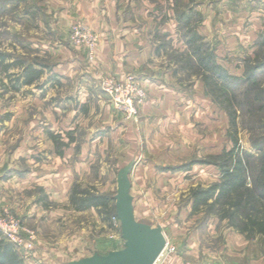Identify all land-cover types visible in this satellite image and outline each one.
Masks as SVG:
<instances>
[{"label": "rangeland", "instance_id": "obj_1", "mask_svg": "<svg viewBox=\"0 0 264 264\" xmlns=\"http://www.w3.org/2000/svg\"><path fill=\"white\" fill-rule=\"evenodd\" d=\"M156 1L151 12L157 21L152 38L156 53L150 63L160 72L170 73L174 83L181 87L182 101L189 114L182 130L151 131L147 135L141 131L139 135L134 131L142 124L140 106L138 119L133 122L126 121L121 111L113 109L124 126L119 136L123 160L138 158L132 174L136 219L161 227L166 240L176 247V252L165 254L158 264L167 261L251 264L264 256V235L248 232L251 230L246 225L250 224V217L246 211L233 208L224 212L220 204L205 206L199 212L193 210L192 189H205L220 181L218 156L231 149L233 143L229 138L227 112L206 94L201 77L184 67L185 63L179 59V52L185 51L187 46L186 28L180 26L178 19L181 11L191 17L192 25L211 43L219 63L232 75L231 85L226 90L238 111L239 136L250 159L252 178L249 182L257 188L253 174L264 160V66H261L264 47L260 46L264 40L261 12L264 4L258 0ZM50 20L43 0H0V147L9 167L4 172L5 177L30 171L26 156L32 164L37 157L47 161L48 156L58 152L52 133L69 140L64 143H69L73 137L76 145L81 146L94 120L106 128L104 132L110 130L109 126L105 127L104 117H68L73 110L83 112L85 104H75L79 95L77 76L64 71L58 79L60 82L53 78L55 68L68 65V60L53 48L57 45L69 48L72 42L48 41L52 38ZM23 63L41 69L46 83L42 85L43 80H39L40 85L37 81L22 86L19 67ZM253 73V80L258 81L255 86V81L250 79ZM90 83L94 97L103 94L100 83ZM90 102L93 106V101ZM25 146L27 154L22 153ZM112 151L118 153L116 147ZM116 164V158L110 160V169L102 178L93 169L81 183L93 184L116 196L119 168ZM34 193L38 195L29 203L35 213L31 219L26 220L20 214L24 206L21 202L17 207L2 204L0 216L8 214L35 232V245L40 241L37 243L40 257L35 259L38 264L79 261L95 253L106 255L123 249L117 210L110 222L104 221L96 210L62 213V204L51 201L44 189L37 188ZM11 200L15 203L13 195Z\"/></svg>", "mask_w": 264, "mask_h": 264}, {"label": "crops", "instance_id": "obj_2", "mask_svg": "<svg viewBox=\"0 0 264 264\" xmlns=\"http://www.w3.org/2000/svg\"><path fill=\"white\" fill-rule=\"evenodd\" d=\"M43 1L46 5V14L51 19L52 38H48V41L71 42V29L77 22L89 25L99 35V43L93 62L88 61V52L85 46H75L71 43L72 46L69 48L61 45L53 48L55 52L59 53V56L63 55L68 60V65L55 68L53 78L56 80L55 82L59 81L60 74H64L66 71L68 75L77 76L79 95L78 102L76 100L75 104L77 106L79 103H83L85 108L83 112H79L77 109L73 110L72 115L70 114L68 117H104V120H106L104 121L106 123L105 127L109 126L110 130L109 132H104L106 128H102V124L100 125L99 121L97 123V120H94V124L87 131L88 137L83 145L77 146V141L72 137L68 146L61 148L62 154L53 152L51 156H48L47 161L41 159L42 157H37L35 161H32L34 165L28 161L26 156V163L31 167L30 171L25 174L17 173L9 177L4 175V172L9 167L6 156L3 154L4 151L0 147V207L4 203L17 207L19 205L18 202H21L24 206L21 207L22 212L20 214L26 220L31 219L35 213L29 208V203L36 200V195L38 194H35L34 191L37 188H41L46 191L51 201L62 204L60 208L62 213L64 211L82 213L96 210L95 208L84 211L74 209L70 203V191L76 183L85 181V178L92 174L93 169L102 178L103 174L108 173L110 160L114 158H116V166L118 165L119 167L116 173L117 189L121 181L126 179L130 184V194L133 197V201H135L132 194V174L134 169H136L138 158L134 156L123 160L124 156L119 152V147H121L119 136L123 134L124 130V126L121 125L122 121L117 119L113 112V109L116 110V108L103 91V94H98L97 97H94L90 82L99 83L100 79L106 75H112L120 79L133 75L142 83L149 96L140 105L142 124L137 125V131H134L135 133L138 132L139 135L141 131L144 132V135H147L151 131L182 130L184 128L183 122L187 123L188 121L189 109L182 101L183 90L178 84L174 83L170 73L165 70L160 72L158 68L150 63L156 53L152 38H154L153 34L157 27V21L153 18L154 14L151 12L155 9L157 1ZM261 12L263 16L264 9ZM19 69L20 76L23 73V67L21 66ZM44 74L35 80V82L38 81L37 85H40L39 80H43L42 85L46 83ZM62 79L64 80L65 78ZM23 80L24 78L22 77L21 85L28 86V84L22 83ZM35 82L29 85H33ZM91 100L93 101V106L91 105ZM89 103L90 106L88 105ZM97 107H99V112ZM145 124L148 125L145 126ZM53 135L55 134L52 133ZM157 136L160 138L161 135L158 134ZM51 139L53 140L52 137ZM64 140L66 139L61 138V141ZM67 140L66 142L69 141ZM110 144L112 145L111 150L109 149ZM113 147L118 149V153H115V150L112 151ZM22 153H28L27 146L24 147V152L22 151ZM82 185L94 186L93 184ZM98 190L106 192L105 190ZM28 193H31V196H28ZM12 195L15 198L13 200L15 203L11 200ZM17 195H19V198L16 199ZM23 208L24 210H22ZM39 242L37 240L36 245L34 244L35 248L29 253L19 250L22 256L24 255L25 264H38L35 259L40 257V249L37 247ZM260 259L252 261L251 264H264V256ZM76 261L78 260L70 259L61 262V264H71ZM166 264L179 263L167 261Z\"/></svg>", "mask_w": 264, "mask_h": 264}, {"label": "trees", "instance_id": "obj_3", "mask_svg": "<svg viewBox=\"0 0 264 264\" xmlns=\"http://www.w3.org/2000/svg\"><path fill=\"white\" fill-rule=\"evenodd\" d=\"M187 17V18H186ZM178 22L186 28L184 41L185 51L179 52V59L185 65L197 73L204 83L205 92L217 102L229 116V138L233 146L224 150L219 156V169L221 179L208 188H195L191 191L194 212H199L205 206L213 207L216 204L222 206L224 212L230 209H243L250 217V224L246 225L248 232H258L264 235V160L256 174H253L257 188L250 185L252 178L250 170V159L247 151L242 147L237 109L233 97L226 90L231 85L232 75L222 66L217 58L215 48L211 43L198 32L192 25L191 17L181 11ZM264 42H260L263 49ZM160 52V47L157 48ZM264 66V63L263 65ZM23 84H32L44 73L41 69H34L32 65L23 63ZM263 68V67H262ZM250 79L255 78V73ZM254 86L258 81L255 79ZM223 98V101H219ZM58 153L62 154L61 148L68 146V143L61 141L59 136H52ZM221 160V161H220ZM70 203L77 211H84L95 208L100 217L107 222L111 221L116 214L115 196L99 191L95 186H83L76 183L70 191ZM231 215V214H230ZM246 228V229H247ZM0 264H25L22 254L16 245L6 240L0 232Z\"/></svg>", "mask_w": 264, "mask_h": 264}, {"label": "built area", "instance_id": "obj_4", "mask_svg": "<svg viewBox=\"0 0 264 264\" xmlns=\"http://www.w3.org/2000/svg\"><path fill=\"white\" fill-rule=\"evenodd\" d=\"M264 4V0H258ZM71 42L75 46H85L88 52V61L95 59L96 48L99 43V35L87 24L77 22L71 29ZM101 90L110 98L114 107L121 111L126 121L138 119L139 106L147 98L146 88L133 75L123 79L112 75H106L100 79ZM0 232L8 241L16 245L18 250L29 253L35 244L36 234L34 231L23 226L21 222L6 214L0 216ZM176 252V247L166 242V246L155 264H158L161 257ZM184 264H195L186 261Z\"/></svg>", "mask_w": 264, "mask_h": 264}, {"label": "water", "instance_id": "obj_5", "mask_svg": "<svg viewBox=\"0 0 264 264\" xmlns=\"http://www.w3.org/2000/svg\"><path fill=\"white\" fill-rule=\"evenodd\" d=\"M117 217L121 221L124 247L106 255L95 253L71 264H155L166 246L161 227L136 219L130 184L124 179L115 196Z\"/></svg>", "mask_w": 264, "mask_h": 264}]
</instances>
